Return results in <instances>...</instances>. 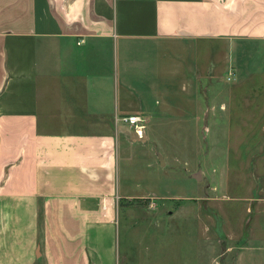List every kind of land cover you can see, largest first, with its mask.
Segmentation results:
<instances>
[{
  "label": "crops",
  "instance_id": "crops-1",
  "mask_svg": "<svg viewBox=\"0 0 264 264\" xmlns=\"http://www.w3.org/2000/svg\"><path fill=\"white\" fill-rule=\"evenodd\" d=\"M198 40L264 44V0H0V264H114L116 127L158 107L132 50Z\"/></svg>",
  "mask_w": 264,
  "mask_h": 264
},
{
  "label": "rangeland",
  "instance_id": "rangeland-1",
  "mask_svg": "<svg viewBox=\"0 0 264 264\" xmlns=\"http://www.w3.org/2000/svg\"><path fill=\"white\" fill-rule=\"evenodd\" d=\"M242 49L198 40L132 50L129 65L143 70L132 79L155 88L158 107L142 137L116 127V227L104 237L114 264H264V90L260 74L239 83L235 72L259 71L264 44Z\"/></svg>",
  "mask_w": 264,
  "mask_h": 264
},
{
  "label": "built area",
  "instance_id": "built-area-1",
  "mask_svg": "<svg viewBox=\"0 0 264 264\" xmlns=\"http://www.w3.org/2000/svg\"><path fill=\"white\" fill-rule=\"evenodd\" d=\"M230 76H228V79H231V75L234 74L231 71ZM124 120L128 122L131 126L135 127L136 133L139 135V137H142L144 135V128H145V117L141 116L140 114H132L127 117H124Z\"/></svg>",
  "mask_w": 264,
  "mask_h": 264
},
{
  "label": "water",
  "instance_id": "water-1",
  "mask_svg": "<svg viewBox=\"0 0 264 264\" xmlns=\"http://www.w3.org/2000/svg\"><path fill=\"white\" fill-rule=\"evenodd\" d=\"M161 160H162V162H163V163H165V162L163 161L164 159H163V157H162V156H161ZM195 176H196L197 178H200V173H196V175H195Z\"/></svg>",
  "mask_w": 264,
  "mask_h": 264
}]
</instances>
